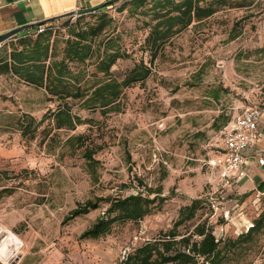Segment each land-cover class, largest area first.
<instances>
[{
	"label": "rangeland",
	"instance_id": "374dc122",
	"mask_svg": "<svg viewBox=\"0 0 264 264\" xmlns=\"http://www.w3.org/2000/svg\"><path fill=\"white\" fill-rule=\"evenodd\" d=\"M214 2L218 11L213 16L172 38L153 62L146 39L160 12L158 0L142 6L121 0L50 25L51 41L61 48L72 37V25L77 32L111 19L98 43L113 39L115 48L129 55L113 66L115 75L122 78L140 60L152 68L148 80L125 89L119 112L103 115L71 101L73 111L94 125L55 130L46 122L34 137L23 135L20 118L41 120L59 102L49 99L44 88L0 74V226L53 260L59 251L81 254L83 264L91 259L119 264L135 247L172 228L180 208L195 198L212 199L217 207L205 204L188 225L208 220L227 242L260 217L264 202L262 207L251 201L248 207L222 208L240 198L226 189L222 176L221 130L247 106L264 109V0L202 4ZM21 38L7 41L0 56ZM79 135H84L83 147L75 138ZM87 147L95 152L96 172L85 156ZM160 187L167 198L161 209L138 223L117 225L104 238H81L105 210L104 203L66 219L79 202ZM9 243L0 247V256L7 254ZM224 264H264V233L257 242L235 247Z\"/></svg>",
	"mask_w": 264,
	"mask_h": 264
},
{
	"label": "trees",
	"instance_id": "16d2710c",
	"mask_svg": "<svg viewBox=\"0 0 264 264\" xmlns=\"http://www.w3.org/2000/svg\"><path fill=\"white\" fill-rule=\"evenodd\" d=\"M117 1L121 0H110L97 9L85 12L105 10ZM144 1L133 0V3L142 6ZM203 1L158 0L156 7L160 12H157L146 39L152 62L172 38L194 22L207 19L218 11L215 2L203 5ZM71 16L74 14L51 20L46 30L37 36L22 35L9 54L0 56V74H11L26 84L44 88L49 99L59 102L57 108L47 112L41 120L32 116L20 118L23 135L31 134L34 137L46 122L53 124L55 130H75L80 125H94L93 119L83 118L73 111L71 101L79 103L82 109L100 110L103 115L119 112L123 106L121 101L125 89L145 82L152 75L151 66L144 60L136 62L122 78L115 75L113 66L129 55L117 50L113 39H109L105 45L103 41L98 43V38L105 33L111 19L77 32L72 25L73 38L63 40L64 46L59 48L58 41H51L53 31L50 25ZM99 74H102L101 78H98ZM228 125L229 121L223 130ZM47 129L45 127L43 132ZM75 138L81 140L79 146L85 145L84 135ZM75 138H70L69 143H73ZM94 153L89 147L85 150L89 165L96 172ZM259 191L258 201L262 207L264 183L260 185ZM162 193L160 187L148 190L147 194L137 191L124 196L108 195L88 199L79 202L66 219L84 216L104 203L103 213L81 235L82 239H101L110 235L117 225L138 223L161 209L167 199ZM205 204L217 207L212 199H193L180 208L172 228L135 247L119 264H224L229 252L235 247L257 242L264 233V210L249 229L241 231L238 238L229 242L224 236L216 234L208 220L189 226L188 223L197 218ZM181 227H184L185 232L180 230Z\"/></svg>",
	"mask_w": 264,
	"mask_h": 264
},
{
	"label": "crops",
	"instance_id": "0c3cea01",
	"mask_svg": "<svg viewBox=\"0 0 264 264\" xmlns=\"http://www.w3.org/2000/svg\"><path fill=\"white\" fill-rule=\"evenodd\" d=\"M108 1L110 0H0V36L12 34L7 39L10 41L29 31H34L39 24H49L52 22L51 20L74 14L76 11L85 12L97 9ZM235 119L236 116L229 121V124ZM258 133L257 143L247 152V163L239 179V195L235 196L240 199L239 201L229 200L230 202L222 207L225 212L241 205L248 207L251 201L258 203L259 187L264 183V165L259 163V158L264 157V115L259 120ZM228 187L226 186V189ZM228 191L230 192V190ZM51 255L42 252L41 249L29 250L25 244L20 258L13 264H83L81 254L74 253L66 256V254L57 251L54 252V260ZM90 264L99 263L97 259L96 262L91 259Z\"/></svg>",
	"mask_w": 264,
	"mask_h": 264
},
{
	"label": "built area",
	"instance_id": "2783aa9c",
	"mask_svg": "<svg viewBox=\"0 0 264 264\" xmlns=\"http://www.w3.org/2000/svg\"><path fill=\"white\" fill-rule=\"evenodd\" d=\"M80 13L76 11L74 15ZM47 27V24H39L34 31L27 32L25 36H37L43 33ZM4 44H0V49ZM263 115L264 109L258 106H247L223 130L222 176L228 182L229 187L233 189L232 193L235 195H239V179L247 163V152L257 143L259 120ZM212 163L214 164L215 161L213 160ZM259 163L264 165L263 156L259 158ZM217 203L222 205L221 202ZM251 226H247V229ZM7 241H10L7 254L3 257L0 256V261L3 264H13L20 258L25 244L11 230L0 226V247Z\"/></svg>",
	"mask_w": 264,
	"mask_h": 264
},
{
	"label": "water",
	"instance_id": "95a60500",
	"mask_svg": "<svg viewBox=\"0 0 264 264\" xmlns=\"http://www.w3.org/2000/svg\"><path fill=\"white\" fill-rule=\"evenodd\" d=\"M12 36V34L6 35V36H0V44L7 41Z\"/></svg>",
	"mask_w": 264,
	"mask_h": 264
},
{
	"label": "bare ground",
	"instance_id": "6f19581e",
	"mask_svg": "<svg viewBox=\"0 0 264 264\" xmlns=\"http://www.w3.org/2000/svg\"><path fill=\"white\" fill-rule=\"evenodd\" d=\"M8 242H10V241H7V242H5V244H8ZM5 244H4V245H5ZM3 251H4V250H3ZM0 252H1V250H0ZM4 253L6 254L7 252H6V251H4Z\"/></svg>",
	"mask_w": 264,
	"mask_h": 264
}]
</instances>
